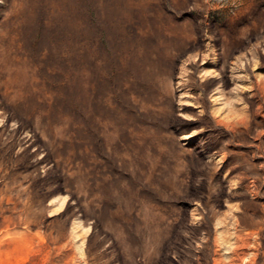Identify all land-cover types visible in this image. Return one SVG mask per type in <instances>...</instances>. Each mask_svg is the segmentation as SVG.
Returning a JSON list of instances; mask_svg holds the SVG:
<instances>
[{
    "label": "rangeland",
    "instance_id": "rangeland-1",
    "mask_svg": "<svg viewBox=\"0 0 264 264\" xmlns=\"http://www.w3.org/2000/svg\"><path fill=\"white\" fill-rule=\"evenodd\" d=\"M0 264H264V0H0Z\"/></svg>",
    "mask_w": 264,
    "mask_h": 264
}]
</instances>
